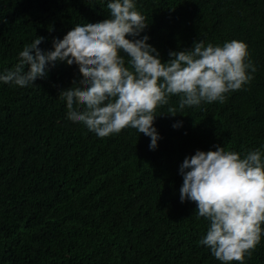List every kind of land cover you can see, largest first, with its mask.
Listing matches in <instances>:
<instances>
[{
	"label": "trees",
	"instance_id": "trees-1",
	"mask_svg": "<svg viewBox=\"0 0 264 264\" xmlns=\"http://www.w3.org/2000/svg\"><path fill=\"white\" fill-rule=\"evenodd\" d=\"M107 2L0 0V74L36 37L49 51L77 24L108 18ZM134 2L162 62L194 41L237 40L253 79L222 104L180 110L170 97L156 110L155 150L136 129L100 138L67 119L59 92L79 81L76 65L58 62L23 88L0 82V264H221L199 244L209 222L180 202L179 167L217 145L264 154V0ZM245 264H264V236Z\"/></svg>",
	"mask_w": 264,
	"mask_h": 264
},
{
	"label": "clouds",
	"instance_id": "clouds-1",
	"mask_svg": "<svg viewBox=\"0 0 264 264\" xmlns=\"http://www.w3.org/2000/svg\"><path fill=\"white\" fill-rule=\"evenodd\" d=\"M108 18L77 24L53 39L52 49L36 37L19 53L14 68L0 74V82L18 87L45 79L56 63L76 65L80 76L59 95L66 102L67 119L82 123L100 138L133 128L150 138L155 150L159 136L153 127L156 110L179 97L178 108L202 102L224 103L227 94L248 84L256 68L246 43L232 40L222 46L194 41L190 49L159 52L141 36L148 27L134 0H109ZM75 85V87H73ZM175 117L177 108L168 107ZM181 122L172 125L174 129ZM264 154L260 149L240 153L215 146L197 150L179 167L181 203L196 205L198 218L209 222L200 245L221 264H245L264 236Z\"/></svg>",
	"mask_w": 264,
	"mask_h": 264
}]
</instances>
